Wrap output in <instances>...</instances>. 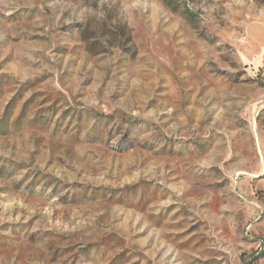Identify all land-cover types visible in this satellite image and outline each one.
Wrapping results in <instances>:
<instances>
[{"label": "rangeland", "instance_id": "374dc122", "mask_svg": "<svg viewBox=\"0 0 264 264\" xmlns=\"http://www.w3.org/2000/svg\"><path fill=\"white\" fill-rule=\"evenodd\" d=\"M0 0V264H264V0Z\"/></svg>", "mask_w": 264, "mask_h": 264}, {"label": "trees", "instance_id": "16d2710c", "mask_svg": "<svg viewBox=\"0 0 264 264\" xmlns=\"http://www.w3.org/2000/svg\"><path fill=\"white\" fill-rule=\"evenodd\" d=\"M164 1L170 4L171 6H174V9L176 10L179 9V6L174 4V0H164Z\"/></svg>", "mask_w": 264, "mask_h": 264}]
</instances>
